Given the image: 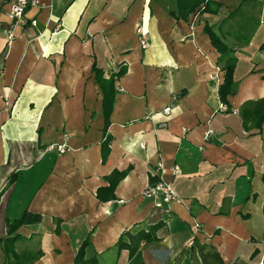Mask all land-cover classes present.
Returning a JSON list of instances; mask_svg holds the SVG:
<instances>
[{
  "label": "crops",
  "instance_id": "obj_1",
  "mask_svg": "<svg viewBox=\"0 0 264 264\" xmlns=\"http://www.w3.org/2000/svg\"><path fill=\"white\" fill-rule=\"evenodd\" d=\"M12 1L0 0V238L6 220L27 209L40 219L20 224L12 243L27 264H71L86 235L85 255L97 264H125L119 233L163 220L139 242L142 264H202L196 242L223 264H264V118L257 132L239 114L264 95L263 0H207L184 18L169 12L175 0H29L19 21ZM204 25L235 57L226 110L217 108L223 71ZM92 62L105 74L123 67L104 159ZM63 135L64 151L43 149ZM149 174L182 201L168 212L153 207L141 195Z\"/></svg>",
  "mask_w": 264,
  "mask_h": 264
},
{
  "label": "trees",
  "instance_id": "obj_2",
  "mask_svg": "<svg viewBox=\"0 0 264 264\" xmlns=\"http://www.w3.org/2000/svg\"><path fill=\"white\" fill-rule=\"evenodd\" d=\"M200 3H203V7L207 4V0H175V7L169 9V12L176 18H184L186 15L192 11ZM204 30L207 33L210 42L217 49L218 56L216 59L217 64L222 69V80L217 86V94L219 100L224 102L227 106L228 100L227 96L232 94L235 91V81L232 76V70L235 64V57L232 54V50L221 37L209 26L204 25ZM91 71L95 81L98 83V86L101 91V105H102V114H103V140L100 145L101 159H104L108 146L107 142L109 136L105 131V128L108 123V113L111 107L113 93L115 89V79L123 71L122 65H120L116 70H108L106 72L103 68L97 66L94 62L91 63ZM264 79V75H262ZM239 114L242 119V124L244 128H247V122L249 121L252 126H254L257 132L260 130L261 120L264 118V95L252 99L246 100L243 102L239 108ZM124 170L115 171L112 170L113 175H121ZM15 173H11L7 177V183L11 182ZM111 178V179H110ZM109 178V182L106 187L109 189L111 194V189L115 182V178L112 180V177ZM157 178L156 174H149L148 181H153ZM261 180L264 185V158L262 163V172ZM98 187L95 191V194L98 199L100 196L98 194ZM40 219V214L36 212L29 211L24 209L17 217L12 220H6V232L7 234L0 238L1 240V250L3 252V260L5 264H27L31 258L28 256L19 255L12 247V243L17 237V227L22 223L35 222ZM163 220H158L155 223L148 224L146 226H134L123 229L116 241L114 246L119 250L120 248L127 249V261L125 264H142L139 242L140 240H151L153 239L154 232L158 226L163 224ZM89 239L86 235L81 242L79 243L77 249L72 258L71 264H97V259L94 254L85 255V246L88 244ZM194 243V239L192 240ZM196 248L201 259L202 264H223L220 257L218 256L217 251L209 243H199L196 242Z\"/></svg>",
  "mask_w": 264,
  "mask_h": 264
},
{
  "label": "built area",
  "instance_id": "obj_3",
  "mask_svg": "<svg viewBox=\"0 0 264 264\" xmlns=\"http://www.w3.org/2000/svg\"><path fill=\"white\" fill-rule=\"evenodd\" d=\"M264 2V0H263ZM29 3V0H14L10 3V15L15 19L16 21H19L21 19L24 7ZM34 22V21H32ZM135 32L139 36V44L143 47L147 45L146 39H145V32L142 29L140 25L136 26ZM13 35V32L10 30L7 34V37ZM211 77H214V75L210 74ZM7 103V102H6ZM217 108L219 110H226L227 106L224 102L219 101L217 104ZM170 111V106L165 105L162 107L161 112L166 116L168 115ZM231 112H235V109H231ZM161 124H164V121L161 122ZM65 139H67V135H63V139L57 142L48 143L43 148L44 150H54L56 152H62L66 149V142ZM139 145H143V142H140ZM173 174L177 173V166L173 165L171 168ZM141 195L150 199L153 207L159 208L164 212L169 211L168 204L173 201H182V198L174 191L169 181H166L162 179L159 175L157 178L153 181H147L143 188L141 189ZM193 230L196 232L199 230L198 223L193 224ZM191 242V241H190ZM255 264H261L260 261L256 262Z\"/></svg>",
  "mask_w": 264,
  "mask_h": 264
}]
</instances>
